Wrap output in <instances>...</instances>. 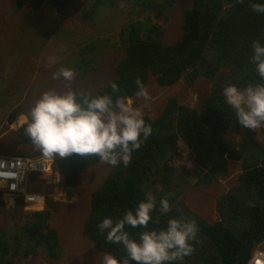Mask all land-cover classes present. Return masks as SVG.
Returning <instances> with one entry per match:
<instances>
[{"label": "trees", "instance_id": "1", "mask_svg": "<svg viewBox=\"0 0 264 264\" xmlns=\"http://www.w3.org/2000/svg\"><path fill=\"white\" fill-rule=\"evenodd\" d=\"M80 1L16 0L15 9L38 10L47 4L63 10ZM129 1L134 4L136 21L119 36L123 55L114 82L121 89L120 95L134 99L136 79L147 87L151 75L159 88L180 82L186 88L169 98L158 116L145 117L152 134L132 153L130 164L109 165L110 174L92 196L83 233L100 252L122 260L126 256L123 246L108 243L98 225L104 218L119 220L145 199L146 191H151L157 210L152 213L148 230L166 228L171 218H187L197 224L194 251L176 264H249L253 252L264 243V143L255 132L240 126L222 92L230 84L243 88L250 82H264L250 63L253 41L264 44V14L254 12L250 5L264 0H193L191 7L182 11L180 33L173 44L165 38L166 23L171 18L167 12L176 6L175 0ZM95 11L92 9L85 17H93ZM154 11V18H163L162 23H153ZM94 45L83 50L85 56H92ZM110 85L90 94L111 95ZM200 85L206 87V93L198 106L181 101L188 89ZM30 109L22 113L27 122L14 131L19 145L31 144L25 133ZM226 132L239 135L242 141L226 139ZM183 156L193 170L180 164ZM229 158L241 162L238 184L221 195L217 203L219 219L210 224L186 204L187 192L228 177ZM99 162L97 157L57 158L54 169L66 188H75L84 171ZM164 197L172 210L161 215L159 200ZM22 204L19 201L14 207L22 221L12 229L0 230V264H15L16 258H35L39 253L50 260H62L64 247L58 231L51 226V212L44 209L24 213ZM144 230L126 227L134 239Z\"/></svg>", "mask_w": 264, "mask_h": 264}, {"label": "rangeland", "instance_id": "2", "mask_svg": "<svg viewBox=\"0 0 264 264\" xmlns=\"http://www.w3.org/2000/svg\"><path fill=\"white\" fill-rule=\"evenodd\" d=\"M95 1L81 0L63 10L47 4L38 10L29 7L16 10V0H0V156L42 157L32 144L19 145L14 131L27 122L22 113L33 107L45 91L68 90L62 79L52 78L59 68L75 70L72 90L77 93H92L117 79L115 70L123 55L119 36L121 30L136 21L134 4L129 0ZM192 1L175 0L176 6L168 10L171 17L166 23L168 44L177 41L182 11L190 8ZM92 9L96 10L94 16L85 17ZM151 16L156 17V11ZM162 19L154 18L153 23L159 21L160 24ZM91 43L95 45L92 56L88 57L83 50ZM157 82L151 75L147 88L153 100L150 107L144 109V118L158 116L167 100L180 95L186 88L183 82L159 88ZM187 91L181 101L195 107L200 104L206 87L200 85L198 89ZM131 100L136 106L143 103L139 99ZM252 132L264 143V127ZM224 135L226 139L242 141L235 133L226 132ZM228 160V177L191 188L185 199L186 204L210 224L219 219L217 203L221 195L238 184L241 162ZM180 164L193 170L185 156ZM110 171L111 167L101 162L88 167L75 188H66L57 172L41 178L34 175L27 183L25 194L40 196L43 201L39 204H26L23 198L0 187V230L12 229L22 221L14 209L20 201L24 213L44 209L51 212V226L58 231L64 247V257L60 261L47 259L44 253H39L35 258H16L15 264H103L104 253L84 235L83 229L89 217L92 196ZM257 250L264 253V243Z\"/></svg>", "mask_w": 264, "mask_h": 264}, {"label": "clouds", "instance_id": "3", "mask_svg": "<svg viewBox=\"0 0 264 264\" xmlns=\"http://www.w3.org/2000/svg\"><path fill=\"white\" fill-rule=\"evenodd\" d=\"M250 7L254 12L264 14V3H252ZM252 49L250 63L255 66L260 81H264V44L255 40ZM50 62L55 61L50 59ZM52 78L62 79L68 90L45 91L30 109L25 128L32 146L42 153L41 160L97 157L101 163L113 167L123 163L127 167L132 153L139 150L152 134V127L144 118V109L150 107L153 97L143 81L139 78L135 81V99L143 101L136 106L128 96L120 95L121 89L116 82L110 85L111 95H92L72 90L76 79L74 69L61 67ZM222 95L235 111L241 127L251 131L264 127V82H250L243 88L230 84L223 89ZM36 199L29 197V200ZM156 210V197L146 191L145 199L134 210H127L119 220H102L98 228L101 233H106V241L120 244L126 251L122 260L104 254L103 264H130V261L135 264H176L192 254V241L198 234L195 220L171 218L166 228L148 230ZM171 210L167 197L159 200L161 215ZM126 227L145 230L134 239Z\"/></svg>", "mask_w": 264, "mask_h": 264}, {"label": "built area", "instance_id": "4", "mask_svg": "<svg viewBox=\"0 0 264 264\" xmlns=\"http://www.w3.org/2000/svg\"><path fill=\"white\" fill-rule=\"evenodd\" d=\"M55 172L54 160L44 161L41 158H23L13 156H0V187L13 196L23 198L26 204H39L40 196L26 195L27 183L34 175H52ZM36 197V200H29ZM43 200V199H42ZM249 264H264L263 251L256 250Z\"/></svg>", "mask_w": 264, "mask_h": 264}]
</instances>
